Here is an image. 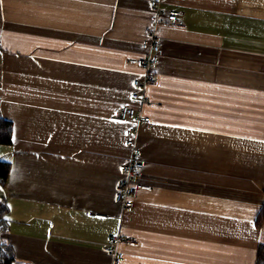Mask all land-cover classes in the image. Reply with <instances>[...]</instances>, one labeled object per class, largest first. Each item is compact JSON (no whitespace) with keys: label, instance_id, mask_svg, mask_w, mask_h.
Here are the masks:
<instances>
[{"label":"crops","instance_id":"obj_1","mask_svg":"<svg viewBox=\"0 0 264 264\" xmlns=\"http://www.w3.org/2000/svg\"><path fill=\"white\" fill-rule=\"evenodd\" d=\"M147 103L131 82L145 0H0V119L13 125L0 201L11 264H254L264 202V0L162 4ZM148 123L109 118L121 107ZM136 134L141 183L115 203Z\"/></svg>","mask_w":264,"mask_h":264},{"label":"built area","instance_id":"obj_2","mask_svg":"<svg viewBox=\"0 0 264 264\" xmlns=\"http://www.w3.org/2000/svg\"><path fill=\"white\" fill-rule=\"evenodd\" d=\"M150 14L151 28L147 39L140 45L141 57L130 59L132 65L140 66L144 74L141 79L131 82V99L141 106L147 103L145 90L148 86L155 83L153 71L159 63L160 46L156 38V29L159 25L165 24L172 28L180 26L181 13L175 9L163 10L162 4L168 1L182 0H145ZM109 121L117 124H127L130 121L135 123H148L149 119L141 115V110L135 107L123 106ZM136 134L134 131H127L125 145L129 150V157L125 164L120 167V180L116 187L114 197L115 203L121 209L129 210L132 208L131 196L136 190H146L149 187L141 183L143 163L141 154L136 146ZM119 238L113 239L109 245L103 248V252L111 258L109 264H119L123 258L117 250Z\"/></svg>","mask_w":264,"mask_h":264},{"label":"trees","instance_id":"obj_3","mask_svg":"<svg viewBox=\"0 0 264 264\" xmlns=\"http://www.w3.org/2000/svg\"><path fill=\"white\" fill-rule=\"evenodd\" d=\"M13 134V125L10 122L0 119V146H10ZM10 171V164L0 161V189L5 188L8 175ZM7 216L8 208L5 200L0 201V264H11L14 260L13 251L11 247L2 239L1 235L7 231ZM264 224V202L259 209L256 218L255 226L260 227ZM264 264V246L260 245L257 248L255 263Z\"/></svg>","mask_w":264,"mask_h":264}]
</instances>
